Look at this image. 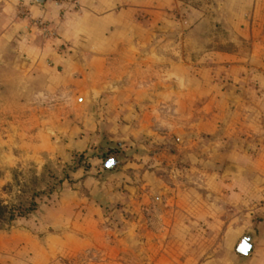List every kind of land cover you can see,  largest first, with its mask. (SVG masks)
<instances>
[{
    "label": "crops",
    "instance_id": "1",
    "mask_svg": "<svg viewBox=\"0 0 264 264\" xmlns=\"http://www.w3.org/2000/svg\"><path fill=\"white\" fill-rule=\"evenodd\" d=\"M4 55L34 94L5 161L90 169L0 264H264V0H0Z\"/></svg>",
    "mask_w": 264,
    "mask_h": 264
},
{
    "label": "rangeland",
    "instance_id": "2",
    "mask_svg": "<svg viewBox=\"0 0 264 264\" xmlns=\"http://www.w3.org/2000/svg\"><path fill=\"white\" fill-rule=\"evenodd\" d=\"M212 2H214V0H186V3L190 7L198 4L211 6ZM20 15L22 18L26 19L24 14ZM29 20L33 22L31 16H29ZM1 57L3 58L0 59V202L10 205L16 202L17 197L22 190V184L29 182L34 176L41 178L42 175L45 176V181L41 185L43 187H46L48 184L51 186L55 184V177L66 180L69 173L78 166L80 158H76L74 164L72 166H67L64 170H62V165L56 164V162L50 160L41 171L36 165L30 162L22 163L16 161V158L12 162H10L9 159L5 161V154L7 152L6 143L9 144V148L11 147V141H8V138L12 134L20 131V122L30 114L29 108L30 105L34 103V94L23 91L22 78L20 77L19 72H16V69L8 67V62L4 59L6 57L5 55ZM13 145H15V143H13ZM17 148L18 147L13 146L14 157L20 159V150ZM116 158L119 161V165L116 169L121 168L128 163V158H126L124 154L120 153L116 155ZM129 159H131V157ZM85 165L90 166L87 161L85 162ZM101 167L103 168V165H101ZM95 174H97L96 176L100 175L96 172ZM62 187H60L54 194L58 193ZM52 195L43 197L40 202ZM13 224L14 222L10 225H5L1 230L8 231ZM60 263L70 264L67 261H60Z\"/></svg>",
    "mask_w": 264,
    "mask_h": 264
},
{
    "label": "trees",
    "instance_id": "3",
    "mask_svg": "<svg viewBox=\"0 0 264 264\" xmlns=\"http://www.w3.org/2000/svg\"><path fill=\"white\" fill-rule=\"evenodd\" d=\"M118 154H120V152L111 150L99 156L103 161V169L105 171H109L105 167L106 162L110 159L118 160L116 158ZM79 166H84L87 170L89 169V166L85 165L83 158H80L78 162V167ZM55 178V184L52 186L48 184L46 187H43L41 185L45 181V176L42 175L41 178L34 176L29 182L22 184V190L15 203L6 205L4 202H0V230L5 225H10L19 218H25L36 213L39 210L40 200L45 196L54 194L68 179Z\"/></svg>",
    "mask_w": 264,
    "mask_h": 264
},
{
    "label": "water",
    "instance_id": "4",
    "mask_svg": "<svg viewBox=\"0 0 264 264\" xmlns=\"http://www.w3.org/2000/svg\"><path fill=\"white\" fill-rule=\"evenodd\" d=\"M45 0H37L38 4H43ZM119 165V161L116 159H110L106 162L105 167L109 171H113ZM255 234V230H250L244 239L241 241L238 252L243 256H249L252 253L253 245L252 240Z\"/></svg>",
    "mask_w": 264,
    "mask_h": 264
},
{
    "label": "built area",
    "instance_id": "5",
    "mask_svg": "<svg viewBox=\"0 0 264 264\" xmlns=\"http://www.w3.org/2000/svg\"><path fill=\"white\" fill-rule=\"evenodd\" d=\"M22 14H24V16H26V19H29V16H28L27 11L23 10V11H22Z\"/></svg>",
    "mask_w": 264,
    "mask_h": 264
}]
</instances>
